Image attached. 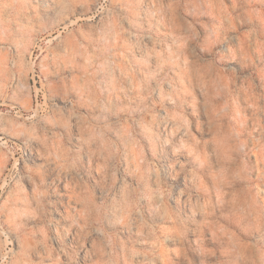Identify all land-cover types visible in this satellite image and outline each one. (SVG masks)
Wrapping results in <instances>:
<instances>
[{"label": "clouds", "instance_id": "obj_1", "mask_svg": "<svg viewBox=\"0 0 264 264\" xmlns=\"http://www.w3.org/2000/svg\"><path fill=\"white\" fill-rule=\"evenodd\" d=\"M0 264H264V0H0Z\"/></svg>", "mask_w": 264, "mask_h": 264}]
</instances>
